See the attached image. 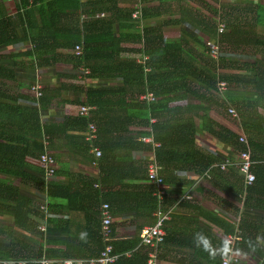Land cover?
I'll return each instance as SVG.
<instances>
[{
  "label": "crops",
  "instance_id": "crops-1",
  "mask_svg": "<svg viewBox=\"0 0 264 264\" xmlns=\"http://www.w3.org/2000/svg\"><path fill=\"white\" fill-rule=\"evenodd\" d=\"M177 1L178 6L173 8L171 0H151L150 4H159L163 7L156 24L167 40L178 39L184 31L192 33L190 36L186 35L184 44L188 43V46L198 50L202 49V43L195 37L201 38L205 35V38H209L202 31H198V36L194 34L199 26L198 12L213 15L210 18L216 20V26L219 20L226 23V19L224 21L220 19V14L216 16L220 8L226 9L225 16L237 17L239 35L222 41L221 47L224 49L219 51L222 61L215 63V67L212 68L226 78L222 79L226 83L224 88L218 87L219 81L216 88H210L211 85L203 82L195 73L187 75L196 85L208 87L210 100L204 103L208 119L236 134L257 138L252 151L258 158H264V122L261 121L262 131H258L261 125L257 123L260 120L258 114L264 118V0H198L207 5L205 8L191 1L190 3L194 5L193 10L186 5L185 0ZM15 10L14 0H0V17L6 15L5 22L8 19L13 22ZM81 15L85 16L83 13ZM169 16L175 18L171 20ZM119 24L118 22L114 24L113 31L123 30L128 34L129 29L134 30L122 28ZM14 32L0 33V37L10 36L13 39L6 42L0 38V108L2 104L20 106L37 115L33 118L25 114L21 121L40 126L41 130L47 129V134L42 132L43 146L44 150L55 157L57 169L54 178L45 179L38 160V155L42 151L37 152L32 148L24 155L21 167L17 168L10 166L8 156L0 155L2 169L0 180L6 182L5 187L4 185L0 187V264H20L19 260L24 259L22 257L24 253L32 255L40 245L42 254L51 260V264H67L65 263L67 260L70 261L69 264H88L87 260L95 256L93 255V250L96 251L95 241L99 240L97 233L101 224L100 205L93 201L95 197L87 191V198L76 203L74 194L71 203L80 204L89 212L78 207L72 209L66 194L70 189L80 186L82 176L89 175L93 182L91 177L96 176L98 168L92 165V161L89 162L87 154L81 151L74 153L73 149L78 146L74 137L81 136L83 129L80 126L66 127V120L77 115V107L83 96H87L88 88H105L111 83H121V76L94 75L85 72V68L88 67L75 65L73 48L64 46V36L54 38L47 30V35L41 32L36 38V29L23 31L20 26L16 27ZM170 32H174L171 33L172 38ZM32 36L37 40L40 37L41 40L38 42L43 43L47 49L37 57L31 53ZM124 42L130 43L129 40ZM52 45H56V48L53 49ZM35 81L43 88V96L40 99L34 97L30 91V85ZM108 95L111 99L115 98V95ZM128 95L129 93L126 94ZM190 98L187 96L182 100L177 99L173 106H183L196 101ZM103 99L105 100L104 96ZM103 103L106 105L105 101ZM230 106L240 112L238 117H233L227 111ZM105 109L109 110L106 106ZM16 112L12 111L7 116L0 109V122L3 128L0 130L1 143L7 142L5 139L7 133L2 132L9 126L6 121L17 120ZM135 121L138 119L134 118L128 124L125 122L126 124H121V127L127 126L132 130L141 128ZM4 122L6 124H3ZM13 128L16 129V125ZM11 134L12 132H9L8 136ZM29 138L32 136L29 135ZM195 138L196 143L213 158L229 157L233 161L237 160L238 152L232 150L229 143L217 139L206 129L198 130ZM88 154L92 155L91 150H88ZM12 157L20 158L19 153H14ZM160 171L167 185L166 195L171 197L178 195L180 198L170 204H162L163 209L170 208L171 212L170 218L165 221V240L159 247L156 264H212L214 257L222 254L225 224L240 215L247 216L254 222H264L262 173L261 186L249 195L253 197L249 200L252 204H244L246 193L243 188L244 182L236 165L230 166L225 172L212 169L211 172L208 171V176L210 175L208 179L202 181L199 179L198 182L188 178L187 175L191 171L183 167L167 165L160 167ZM21 174L28 175V179L23 178ZM38 179L44 180L43 185ZM126 181L141 185L148 182L143 178ZM120 182L122 183L123 179ZM60 192L65 195H60ZM25 198L30 199L28 204L24 201ZM39 203L47 206V213H43L45 215L43 217L38 209ZM19 204H26L33 211L15 217L12 213L15 209L12 208ZM111 213L113 215L111 239L118 242L117 247L124 249L123 252H118L114 264H144V246L138 247V243L143 228L152 224L155 219L151 218L149 208L142 206L127 210L123 204L121 209L113 207ZM34 223L37 229L42 231L40 236L33 232ZM39 225L44 229H40ZM262 234L264 229L260 235L264 239ZM198 236L204 237L209 247H205L197 239ZM259 242L264 247V241ZM237 252L240 264H252L243 262L242 258L246 255L249 258L251 255L255 257L253 264H258L261 260V255L254 248L249 252L240 250Z\"/></svg>",
  "mask_w": 264,
  "mask_h": 264
},
{
  "label": "trees",
  "instance_id": "trees-1",
  "mask_svg": "<svg viewBox=\"0 0 264 264\" xmlns=\"http://www.w3.org/2000/svg\"><path fill=\"white\" fill-rule=\"evenodd\" d=\"M130 1H134L133 4L131 2V4H125L126 0H14L16 15H14L13 22L10 19L5 22L6 15L3 18L0 17V33L14 32L16 27L20 26L23 31L36 29L37 38L41 32L47 35L48 30L54 38L64 36V46L67 48H73L75 44L81 45V54L73 55L75 65L88 67L89 72L94 75L121 76V83H111L105 88H88L86 91L87 102L93 106L89 115H80L77 112L76 116L66 120V127L80 126L83 129L81 136L74 137L78 145L76 149H73L74 153L81 151L87 154V159L91 162L94 156L93 153L92 155L88 154V150H91L92 145L97 146L101 152L96 159L98 172H96V176L91 177L93 182L89 175L88 177H86L87 175L79 176L80 186L70 189L66 196L72 209L78 207L89 212L84 206L71 203L74 194V199L78 203L81 199L87 198V191H89L95 197L93 201L100 205V215L102 203L107 202L110 211L113 210V207L121 209L123 204L126 205L127 210H132L135 207H148L151 218L154 219L153 213L159 205L170 204L179 200L180 197L178 195L171 197L165 194L161 203H158L157 196L153 194L154 185L152 183L148 181L141 185L126 181L127 179L136 180L139 178L147 180L146 170L149 157H153L160 167L168 165L186 168V170L191 171L187 175L188 178L194 181L201 179L200 181H202L210 177L208 171L211 172L212 169L225 172L230 166L236 165L234 162L239 159V152L246 147L245 143L239 139L242 134H236L208 119L204 104L210 100L211 94L207 90L208 87L196 85L187 75V73H195L202 78L203 82L209 83L210 88H216L218 81L226 79L212 68L215 67V63L222 61L219 52L224 49L221 47L222 41L231 36L239 35L237 34L239 21L236 20V16H231L225 23V29L218 32L215 25L216 20L198 16L199 26L195 29L194 34L198 36V31H202L210 39L217 42L218 48H220L217 56L214 57L210 54V48L204 42V45L201 44L202 39L199 36L195 38L201 42V50L188 46V43L185 45L186 35H192L187 31L182 32L178 39H165L156 24V20L162 13V6L150 4L151 0ZM136 7L141 11L139 18L132 17V12ZM82 13L85 16H82ZM117 22L122 28L134 30L129 29L128 34L123 30L113 31L112 27ZM0 38L6 42L13 40L10 36H1ZM32 38L33 49L31 53L36 57L45 53L47 49L44 44L38 42L41 40L40 37L38 40L33 36ZM125 40L141 42V44L126 48L120 45ZM52 46L53 49L56 48V45ZM123 50L127 51L129 55L121 54ZM127 93H129L128 96H126ZM108 94L115 95V98L111 99ZM142 95L144 97H141ZM42 96L43 94L39 99ZM187 96L196 101L183 106H172L175 100H182ZM103 101L106 102V105ZM82 102L83 99L80 100V103ZM105 106L109 110H106ZM0 109L7 116L12 111H17L18 117L17 120L6 121L9 126L5 125L6 128L2 132L7 133L5 137L7 142H0V155L8 156L10 166L21 167L23 157L28 150H31L30 148L37 152L44 151L42 132L47 134L48 131L46 128L41 130L40 126L29 125L21 121L25 114L33 118L37 117L27 108L2 104ZM257 116L260 118L257 123L261 125L258 127V131H262L261 121L264 122V118L260 114ZM134 118L138 119L135 123L140 124L141 128L132 130L127 126L121 127V124L125 122L128 124ZM89 121L94 122L96 126V137L92 141L84 137V131ZM14 125H16L17 130L13 128ZM203 128L217 139L229 143L232 150L238 152L237 160L233 161L229 157L213 158L205 152L196 143L195 138L196 132ZM0 130H3L1 122ZM9 132H12L10 136H8ZM29 135L32 138H29ZM142 137H149L151 141H144ZM245 137L250 148V157L253 160L251 168L255 173V179L251 184H246L243 181V188L246 192L243 203L252 204L249 203V200H252L253 197L251 198L249 195L256 192L261 186L262 177L260 175L261 173L264 174V158H258L252 151L254 141L257 138L252 139L247 135ZM14 153H19L20 158L14 159L12 157ZM136 154L138 157H135ZM226 159L230 162H227L222 168L220 164ZM236 168L239 171L237 165ZM210 172L209 174H211ZM86 174L88 173L86 172ZM21 175L23 178L29 177L26 174ZM121 179H123L122 183L120 182ZM38 180L43 185L44 180ZM94 182L98 183L97 186L93 185L98 189L92 186ZM5 185L6 182L0 180V187H5ZM60 195H65V193L60 192ZM24 201L28 204L30 199L25 198ZM41 205L44 206V204L39 203L38 209ZM12 209H15V212L11 211L15 217H19L20 214L24 216L32 210L26 204H19ZM42 214L43 212L40 210V215L45 216ZM111 226L113 233V224ZM263 229L264 222H254L249 220L247 216L240 215L233 218L230 223L225 224L224 232L228 234L239 230L240 238L236 240L235 249L249 252L250 249L254 248L261 255L258 264H264V247L259 242L260 240L264 241L260 236ZM33 232L39 236L42 234L35 223L33 224ZM97 236L99 240L95 241L96 251L93 250L95 256L99 255L104 248L101 224ZM123 241L122 243H124ZM108 242L112 245L111 254L116 255V260L118 252H123L124 249L117 247L118 242L113 241V238ZM222 243L221 253L225 241L223 240ZM131 244L133 245V242ZM138 252L136 251V253ZM42 255L40 245L32 255L24 253L22 257L33 260ZM220 259L221 254H217L212 264H221ZM115 260L111 264H114ZM28 264L33 263L29 262ZM144 264H146L145 254Z\"/></svg>",
  "mask_w": 264,
  "mask_h": 264
},
{
  "label": "built area",
  "instance_id": "built-area-1",
  "mask_svg": "<svg viewBox=\"0 0 264 264\" xmlns=\"http://www.w3.org/2000/svg\"><path fill=\"white\" fill-rule=\"evenodd\" d=\"M141 16V11L138 7L132 12L133 18H139ZM219 20V17L217 18V21ZM140 26H142L140 24ZM225 29V24L221 20L218 21L217 25V31L221 32ZM207 44L210 47V54L212 56H217L218 54V44L212 39H209ZM82 52V47L80 44H75L73 47V53L75 55H79ZM85 72H89L88 68H85ZM225 82H219V88H224ZM30 91L33 94L34 97L37 99L43 94V88L41 84H39L37 81L33 82L30 85ZM141 97H144L142 95ZM93 106H90L87 102L86 95L83 96V102L79 104L77 112L80 115L88 116L90 109ZM227 111L233 116L238 117V113L235 110L234 107H228ZM84 137L87 140L92 141L96 137V126L94 122L89 121L87 124V128L84 131ZM144 141H151V138L149 137H142ZM240 141L244 142L246 147L242 149L239 152V160L237 162L239 171L243 177V181L246 184H251L255 179V174L251 169L253 160L250 157V148L248 145V141L246 140L245 136H239ZM155 145L157 143H154ZM91 151L93 153L94 159L92 161V165L97 167V161L96 159L101 154L99 148L95 145H92ZM38 160L40 163V166L43 170V175L45 178H51L55 176L57 164L55 161V158L53 154L48 153L46 150L42 151L38 155ZM228 162V159L224 160L220 166L222 168L225 167L226 163ZM147 180L154 185L153 194H155L158 198V203H161L163 200L166 191H167V185L164 182L163 175L160 171V166L156 163V160L153 157H149L148 163H147V170H146ZM98 183H94V186H97ZM184 197H191L189 195H184ZM45 206V205H44ZM43 205L39 206V210H41L43 213L46 212V206ZM170 212L171 209H163L162 205H159L154 213L155 219L154 222L141 231L140 235V241L138 243V247L143 245L144 246V252L146 255V264H156V259L159 251V247L164 241L165 238V221L170 218ZM112 223H113V215L111 211L109 210V205L107 202H103L101 205V234L104 242V248L100 251L99 255L89 258L88 263L89 264H111L115 258L116 255L111 254L112 245L108 242L111 239L112 235ZM40 229H44L43 226H38ZM239 237V230L234 233H228L223 236V240L225 241V246L222 250L221 254V264H238L240 261V256L235 249V243L236 240H238ZM29 262L33 264H51V260L42 255L41 257L33 260H27L22 259L19 260L20 264H28ZM69 260H67L65 263L69 264Z\"/></svg>",
  "mask_w": 264,
  "mask_h": 264
},
{
  "label": "rangeland",
  "instance_id": "rangeland-1",
  "mask_svg": "<svg viewBox=\"0 0 264 264\" xmlns=\"http://www.w3.org/2000/svg\"><path fill=\"white\" fill-rule=\"evenodd\" d=\"M194 2V3H198V5H201V6H203V8H205L207 5H205V4H203L202 2L203 1H198V0H185V2H186V5L188 4L189 5V8H191L192 10H193V8H194V5L192 4V3H190V2ZM132 3L133 4V2L132 1H130V0H126V3L125 4H129V3ZM130 3V4H131ZM171 3H172V7L173 8H175V6L177 7L178 6V1L177 0H171ZM183 4H185L184 2H183ZM225 11H226V9L225 8H220L219 9V11H218V13H217V15L216 16H218V14H220L221 16H220V19H223V21H224V19H226V21H227V19H229L230 18V16H225ZM166 16V15H165ZM168 16V15H167ZM198 16H205V17H213V15H211V14H205V13H199L198 12ZM169 19H171V20H173L174 18H175V16H173L172 18L169 16L168 17ZM216 22V21H215ZM171 33H174V32H170V38H172L173 36L171 35ZM204 38H205V35H202ZM203 37H201L202 38V44H203V42H204V44H206L207 45V47L208 48H210L209 47V45L207 44V42H208V40L210 39V38H203ZM204 40V41H203ZM141 44V42H138V43H135V42H131L130 41V43H125V42H122V43H120V45L121 46H125L126 48H129V45H130V47H132V46H135V45H140ZM203 44V45H204ZM121 54H123L124 56L126 55H129V53L127 52V51H125V50H123L122 51V53ZM173 106V105H172ZM243 257V256H242ZM242 260H243V262H247V263H252L253 264V262H254V260H255V257L253 256V255H251V257L249 258V256H247L246 255V257L245 258H242Z\"/></svg>",
  "mask_w": 264,
  "mask_h": 264
},
{
  "label": "clouds",
  "instance_id": "clouds-1",
  "mask_svg": "<svg viewBox=\"0 0 264 264\" xmlns=\"http://www.w3.org/2000/svg\"><path fill=\"white\" fill-rule=\"evenodd\" d=\"M219 82H222V81H219ZM218 87H219V85H218ZM236 110V109H235ZM239 160V159H238ZM238 160L236 161V162H234L237 166H238V164H237V162H238ZM228 162H230L229 160H228ZM239 168V167H238ZM252 169V168H251ZM253 171V170H252ZM241 174V173H240ZM255 174V173H254ZM242 176V175H241ZM243 178V177H242ZM197 239L200 241V242H202L204 245H205V247H209V245H208V242H207V240L204 238V237H202V236H198L197 237Z\"/></svg>",
  "mask_w": 264,
  "mask_h": 264
}]
</instances>
